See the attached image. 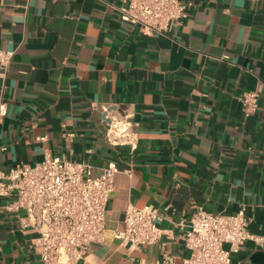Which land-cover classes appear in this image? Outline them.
<instances>
[{
  "label": "crops",
  "instance_id": "obj_1",
  "mask_svg": "<svg viewBox=\"0 0 264 264\" xmlns=\"http://www.w3.org/2000/svg\"><path fill=\"white\" fill-rule=\"evenodd\" d=\"M188 15L167 36L121 20L126 0H0V50L14 58L0 120V169L53 157L85 161L115 179L106 236L78 264H183V230L199 207L235 214L264 236V0H183ZM262 85L260 108L245 94ZM129 115L135 151L112 146L111 118ZM72 134L71 137H66ZM0 197V264H42L39 234ZM130 206L165 215L160 242L127 252L113 233ZM232 261L264 264L247 242Z\"/></svg>",
  "mask_w": 264,
  "mask_h": 264
},
{
  "label": "built area",
  "instance_id": "obj_2",
  "mask_svg": "<svg viewBox=\"0 0 264 264\" xmlns=\"http://www.w3.org/2000/svg\"><path fill=\"white\" fill-rule=\"evenodd\" d=\"M127 6L116 7L122 21L146 36H167L188 15L190 6L183 0H126ZM14 58L13 51L0 50V78L6 81ZM0 96V120L8 111ZM262 85L243 97L248 113L260 108ZM72 134L66 137H71ZM106 141L115 147L139 145L136 124L129 115L114 116L108 124ZM120 173L110 164L95 174L85 161L53 157L46 152L34 165L22 163L8 170L0 169V197L9 198L8 211L23 214L24 227L38 234L36 246L42 264H78L90 248L101 244L106 236V216L115 179ZM165 215L154 206H130L125 211L124 229L113 238L127 252L157 244L163 234L160 223ZM183 230L182 241L188 255L183 264H239L232 261L249 241L264 247V236L249 230L250 219L245 208L235 214L209 213L199 207L191 219L175 224ZM153 264H177L167 251Z\"/></svg>",
  "mask_w": 264,
  "mask_h": 264
}]
</instances>
